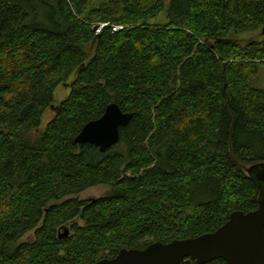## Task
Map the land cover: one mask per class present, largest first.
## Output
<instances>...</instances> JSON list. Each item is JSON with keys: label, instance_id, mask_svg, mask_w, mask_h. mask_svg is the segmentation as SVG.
<instances>
[{"label": "trees", "instance_id": "trees-1", "mask_svg": "<svg viewBox=\"0 0 264 264\" xmlns=\"http://www.w3.org/2000/svg\"><path fill=\"white\" fill-rule=\"evenodd\" d=\"M166 1L0 0V264L93 263L258 208L264 0H171L150 23ZM111 103L133 113L119 142H76ZM98 185L109 193L68 198Z\"/></svg>", "mask_w": 264, "mask_h": 264}, {"label": "water", "instance_id": "water-1", "mask_svg": "<svg viewBox=\"0 0 264 264\" xmlns=\"http://www.w3.org/2000/svg\"><path fill=\"white\" fill-rule=\"evenodd\" d=\"M98 28L95 26V30ZM132 117L133 113L111 103L100 118L83 127L75 140L105 152L119 142L120 129ZM246 171L259 188L256 210L233 211L228 221L214 232L169 243L157 241L144 249L123 248L113 258L80 264H204L218 258L227 264H264V163L248 166ZM68 234L69 230H65V235Z\"/></svg>", "mask_w": 264, "mask_h": 264}, {"label": "rangeland", "instance_id": "rangeland-1", "mask_svg": "<svg viewBox=\"0 0 264 264\" xmlns=\"http://www.w3.org/2000/svg\"><path fill=\"white\" fill-rule=\"evenodd\" d=\"M102 0H96V3L99 4L101 3ZM170 2L171 0H167L166 4H165V8L164 10L154 19L150 20V23L152 24H162L165 25L168 23V11L170 8ZM95 3V4H96ZM254 33H247L244 34L243 37H247V36H251ZM75 75H71L68 80H66L65 82L59 84L57 86V88L55 89L54 92V102L53 104L48 107L42 116V120H41V125L38 128L29 130L28 132H26L25 134V138L27 140L30 141H35L45 130L47 124L52 120V118L55 116V110L53 108V106L55 105H60V103L68 96V94L70 93V84L72 83V81L74 80ZM253 85L257 86V87H264V65H262L260 67V71L258 73V75L255 77V79L253 80ZM110 191V188L108 186L105 185H98V186H94V187H90L87 190L81 192L80 194L68 197V198H73L76 197L79 200H91V199H96V198H101L105 195H107ZM75 222H79V224L83 225V221H81L79 218L76 219ZM71 224H66L64 226V230H71ZM64 230H62L61 233H64ZM34 231H30L28 232L23 238V241H27V240H33L34 239Z\"/></svg>", "mask_w": 264, "mask_h": 264}, {"label": "bare ground", "instance_id": "bare-ground-1", "mask_svg": "<svg viewBox=\"0 0 264 264\" xmlns=\"http://www.w3.org/2000/svg\"><path fill=\"white\" fill-rule=\"evenodd\" d=\"M54 108V110H56L57 108L56 107H53Z\"/></svg>", "mask_w": 264, "mask_h": 264}]
</instances>
